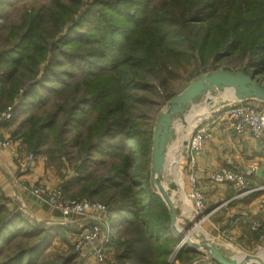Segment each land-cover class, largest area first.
Masks as SVG:
<instances>
[{
    "label": "trees",
    "instance_id": "obj_1",
    "mask_svg": "<svg viewBox=\"0 0 264 264\" xmlns=\"http://www.w3.org/2000/svg\"><path fill=\"white\" fill-rule=\"evenodd\" d=\"M14 1L0 0L7 4ZM10 29L9 38L17 35V40L0 52V110L13 104L15 116L25 104L33 109L13 136L23 138L36 155L45 153L48 165L60 167L66 148L61 130L50 144L46 131H54L56 122H44L45 118L36 114L41 102L45 103V91L57 99L78 82H85L84 97L79 101L73 96L76 105H61L58 112L71 114L81 109L85 116L92 113L99 121L98 130L103 131L97 143L81 149L87 155L77 162L76 176L64 183L65 194L70 199L87 196L110 208L121 236L116 246L118 260L168 264L177 240L169 208L152 187L154 130L145 113L142 117L146 122L136 120L140 116L132 106L139 98L134 91L146 88L155 78L165 91L163 99L168 101L174 75L178 77L180 69L186 70L196 60L207 70L236 56L247 61L244 73L263 75L264 0H50V6L32 9ZM48 39L54 40L52 49H48ZM85 43L91 49L84 53L71 54L65 49L68 45L82 49L77 45ZM49 51L51 55L57 51L62 59L71 61L80 70V77L70 70H56L62 62L56 56L49 59ZM136 68L146 70L144 80L134 73ZM27 75L34 77L33 83L24 89ZM70 78L77 82L68 83ZM101 80L109 82L105 86ZM105 101H110L107 115L101 109ZM111 115L117 116L111 120ZM78 122H85L83 116H78ZM93 154L109 159L95 161ZM97 166L104 170L99 172ZM9 202L5 196L0 199V252L18 236L27 241L0 264H42V252L51 243L52 233L63 227L30 225L20 213L9 211ZM75 258L69 255L60 264H70Z\"/></svg>",
    "mask_w": 264,
    "mask_h": 264
},
{
    "label": "rangeland",
    "instance_id": "obj_2",
    "mask_svg": "<svg viewBox=\"0 0 264 264\" xmlns=\"http://www.w3.org/2000/svg\"><path fill=\"white\" fill-rule=\"evenodd\" d=\"M89 1L90 0H83L84 3H87ZM41 6H50V0H17V1H14L12 4H7L6 2L4 3L0 2V52L2 50H5L13 46V44L17 40V37H16L17 35L15 36L14 39L9 38V34L11 32L10 26L19 25L22 22L24 15L28 14V12L31 11L32 9L40 8ZM69 25H67V27ZM45 36H46V32H45ZM59 37L60 35L58 36V38ZM73 40H75V37ZM53 41L54 40L48 39V43H49L48 49H52L51 45L53 44ZM77 46L82 47V49L77 50V48H75L74 46H70V45L66 46L65 49L69 50L70 53L72 51H75V52L78 51V52L84 53L91 49V46L87 45L86 43L78 44ZM56 49L58 48L56 47ZM56 49H54L53 52ZM52 56L53 57L56 56L57 60L59 62H62L61 65H58L57 67H55L56 70L66 72V73L68 72L67 70H70V72L76 73L80 77L81 75L80 70L76 66L72 65L71 61H69L68 59H62L61 56L59 55V52L57 51L52 55L50 54V51H49L47 57L50 59ZM246 63L247 61H244L243 59L235 56V57H231L229 59L221 60L217 62L216 67L218 68L209 67L206 70L201 65V63L196 60L186 70L180 69L178 71V77H176V74L174 75V79L172 80L171 84L168 87V91L171 93V96H172L170 100L165 101L163 99V93H165V91L162 88V85H160L159 81L153 78L152 80L148 82V85L146 88L142 90L139 89V90L134 91L137 93L139 101L136 102L133 106L130 104L129 101H128V104L129 106L134 107L135 109L132 108V111L138 116H140L136 118V120L139 121L140 124H143V122H146L142 117V114L145 113L147 122L153 126V130H154L155 124L158 121L160 115L168 111L170 101L174 97H176L178 94H180L190 84V82L193 81L195 78L209 74L216 70H220L222 68H226V67L231 68L234 72H243V70L246 67ZM39 68L41 71L42 68L41 67ZM23 71L25 73L27 72L26 70H23ZM134 73H136L141 80H144V78L147 76L146 70H144L143 72L139 70L138 68L135 69ZM193 75H195V77L191 79ZM33 78L34 77L30 75H27L24 78V89L27 88V86L30 85L31 82L33 83ZM255 79L256 81L260 82L261 85L264 86V74L261 76H255ZM67 82L70 84H75L77 80L70 78V79H67ZM108 82H109L108 80L106 81V83L105 81L101 80V83L105 86L108 84ZM114 83L115 81H113V84ZM54 86L58 87L59 85L55 84ZM148 87H151L152 89H148ZM84 88H85V82L80 81L73 87L72 90H70L69 88L61 98H57V99H55L52 93L45 91L44 92L45 103L41 102L39 110L37 111V114H36V115H39L40 117L41 116L44 117L45 118L44 122H47L49 120L50 121L54 120L56 122L54 131H46L47 140L50 144H52V140L54 136L58 135V133L61 130L62 141H63V144L66 145V148L64 149V152H63L64 158L62 161L63 162L62 165L60 167L55 165L54 169H55V175L57 179L58 180L60 179L59 185H62V186L64 185L66 181L70 179L71 176H76L75 168L77 166V162H79L81 156L85 157L87 155V154H83L81 152V149L85 147L86 144L97 143L103 131V130L102 131L98 130L99 121L94 119L95 116H93L92 113H89L85 116L84 114H82L81 109H79L78 111H74L71 114L69 111H65L63 113L58 112L61 105L65 106L66 108L67 107L71 108L75 106L76 105L75 102L77 100L80 101V99L84 97L83 95L86 93ZM76 91L78 92L75 93ZM73 96H76L78 99L76 101H73L72 100ZM235 96H236V93L230 90L228 91L215 90L212 93H208L196 99L192 107L186 109L183 115L175 116V119H174L175 131L174 132L178 140H177V143L174 142L175 140L173 141L174 138L171 139L170 141L169 149H168L170 153H168L167 166L161 178L162 185L164 188H166L168 195L170 196L172 200L178 202L179 199H181V191L182 192L184 191L185 197L184 198L182 197L183 201H185L186 199L189 205L191 204V208H193V200L189 196H187L189 192L188 193L186 192L187 190L184 187L183 183L181 185L177 181L179 179L175 173V170L178 166L177 162H175L173 166L171 164V162L174 161L173 152L175 151L174 150L172 152V150L174 149L172 147H176V148L180 147L181 141L187 140L191 136L192 131L197 127V125L203 124L204 126H207L206 122L212 120L215 117H218L221 113H226V111L231 106L237 105L238 101L236 100ZM113 98H114V94L110 96V100L112 101ZM17 99L19 100V96L17 97ZM14 102L16 101L14 100L13 103ZM109 102L105 101V103H103L101 106L102 112H105V115H107L106 110H107V105ZM247 103H249V105H252V106L256 105L264 111V103H261L258 100H254V101L249 100L247 101ZM4 105H5V102H4ZM12 105L13 104H10L6 106L4 110H0V118L2 117L3 114L6 115L5 118H3L0 122L1 127L3 128V131H2L3 134L4 135L7 134V133L5 134L4 132H5V127L6 126L8 127V125H6L8 121L13 120L11 125L15 126L13 127V129H11L10 134H7L4 137L11 139L13 143L15 141H19L20 142L19 146L27 149L28 154H32V156L36 158L37 155L29 149V147L26 145L25 140L23 138L19 136H16V137L13 136V133L19 130L20 123L26 118L28 114H31L33 109L30 107L29 104H25V106H23L20 110H18L16 112V115L13 116L12 115L13 114ZM206 110H209L208 113L206 112ZM55 112H58L59 114L56 115ZM203 112H205L204 116L201 117L199 122L192 128L191 131H189L188 121L190 120L191 116H193L194 114H200ZM9 115L10 117L8 118ZM78 116H83V119L85 120V122H78ZM116 116L117 115L115 116L111 115L110 119L113 120L114 118H116ZM67 120H69L70 122L69 125L66 124ZM141 127H143L141 128L142 130L145 129L143 125H141ZM153 137H154V134H153ZM41 156L45 158L47 162L49 161L47 160L45 153L42 154ZM92 156L95 161H97L98 159H103V160L109 159L108 156L102 157L100 154H93ZM95 166L96 165L94 164V167ZM151 166H152V158H151V165H150V173H151ZM179 167H180L181 174H182V182L186 183V179H187L189 180L188 181L189 186H191L190 178L188 177L185 179L186 175L184 171L182 170L181 165ZM96 168H98V166ZM103 170L104 169L102 166L98 168L99 172H102ZM173 185L177 187V190L172 189L171 186ZM152 187L156 192L159 193V190L156 187H154L153 184H152ZM76 188L77 186H75L73 189L75 190ZM2 197L3 196L0 195V199ZM85 198L91 199L87 196L75 197L73 199L79 200V199H85ZM96 202H100V201L98 200ZM100 203L104 204L103 202H100ZM7 207L11 213H20L22 215V219L30 225L37 223V224H41L49 228H53L57 226L63 227L62 230L55 231L54 233H52L51 243L42 252V259L45 261L42 264H50V263L60 264L62 262V259H64L65 257L69 255L76 256V258L70 264H94V261L89 260L90 258L89 256L87 255L84 256L82 253H78L75 250V246H74L75 241L77 239V235L80 234V230H85L86 228H88L87 223L84 224L82 222H79L77 224L70 225L69 223L71 222V219L69 221H65L63 219V221L66 223L65 224L66 226L64 224L62 226L57 223L38 222L33 219V217L31 216V213L26 208H24V206L20 205L18 201L14 202L13 200L10 199V202L8 203ZM19 225L26 226L24 223H21V224L19 223ZM115 228H117L116 222L115 220H113V231L111 230L110 232H108L107 236L109 239L108 247L112 246L113 249L111 248L110 250H114L115 252L114 251L107 252L108 253L107 264H131L130 262H126L124 260L120 261L117 258L116 246L118 245V242L121 240L120 239L121 236L119 237L120 233L118 232V229H116L115 231ZM199 228L200 227H197V229ZM105 236H106V231H105ZM114 237L119 240V241L117 240L118 241L117 243L112 242L115 239ZM26 241H27L26 238H21L20 236H18L17 239L12 241L9 245H6L4 249L2 250V252H0V262L5 260L6 256L12 254V251L18 248L20 244H25ZM176 244H177V241L174 244V246H172L171 253L175 250ZM233 247L237 249V246H235V244ZM256 247L257 248H255L254 250H252L253 252H251L253 253L252 254L253 256H259L258 254L260 253V251L261 250L263 251V248L260 243H257ZM180 253L181 252L177 253V258H179ZM245 254L249 255L250 253L248 254V252H246ZM168 259H169V256H168Z\"/></svg>",
    "mask_w": 264,
    "mask_h": 264
},
{
    "label": "crops",
    "instance_id": "obj_3",
    "mask_svg": "<svg viewBox=\"0 0 264 264\" xmlns=\"http://www.w3.org/2000/svg\"><path fill=\"white\" fill-rule=\"evenodd\" d=\"M206 125L213 135L205 143L203 153L197 160L195 175L198 180V186L205 197L208 210L212 214L201 223V229L195 228L196 230L191 234L192 239L197 241L196 237H198V241L195 242L197 244L200 243L201 238L206 239L210 243L213 242L212 244H215L223 255L230 259H236L239 262L247 260L248 264H264V239H261L259 234L252 230L255 222L264 224V189L238 197L230 184L216 183L211 180V176L222 168H229L240 173H244L250 168H255L256 171L251 179V184L255 188H264V135L261 140H256L249 131L242 135L236 134L231 128V123L226 113H221L218 117L206 122ZM13 127L15 126L5 127L4 133L10 134ZM2 131L3 128L1 129V134L6 136L7 134L4 135ZM189 139L190 137L181 141V146L178 148L172 147L174 148L172 152L176 151L173 152L174 161L171 164L173 166L175 162H179L178 165H181L186 175L185 179L189 177L187 168V143ZM177 140L178 138L175 135L173 141L177 143ZM169 144L167 147L166 166L168 153H170L168 150ZM19 145L20 142L15 141L10 148L0 151V195L14 202L18 201L20 205L31 213L33 219L38 222L65 225L66 223L58 210L35 199L18 186L20 183L29 185L45 184L50 187L60 184V179L58 180L55 175L54 166L48 165L46 159L41 155H37L33 164L28 166V151ZM188 181L186 179V183L183 182V185L187 190L186 192L190 194L192 189ZM189 194L187 196H190ZM172 202L176 207L177 213L176 229L181 232L191 225L193 208H191V204L189 205L188 201H183L182 197L178 202L174 200ZM88 219L82 215H73L69 224L72 225L79 222L86 224L85 220ZM111 226H113V219L111 220ZM86 229L80 230L77 239L87 231ZM224 231L227 234H224ZM177 239L178 237L176 236ZM117 240L115 238L112 242L117 243L119 241ZM257 243L261 244L263 251H260L259 256H253L251 252L257 248ZM234 244L237 249L233 247ZM111 248L112 246L107 247L105 250V264H107L108 259L107 252L114 251L110 250ZM181 252H183L181 258H178L174 264H216L212 260L210 253L204 248L194 249L188 245ZM246 252L250 254L247 255L245 254ZM89 260L95 263L94 256H90ZM130 263L137 264L133 261Z\"/></svg>",
    "mask_w": 264,
    "mask_h": 264
},
{
    "label": "built area",
    "instance_id": "obj_4",
    "mask_svg": "<svg viewBox=\"0 0 264 264\" xmlns=\"http://www.w3.org/2000/svg\"><path fill=\"white\" fill-rule=\"evenodd\" d=\"M247 101L249 100L238 101L237 105L231 106L226 111V115L231 123V128L236 134L242 135L249 131L256 140H261L264 135V111L256 105H249ZM5 116V114L2 115L0 122ZM1 129L0 124V151L10 148L13 143L11 139L2 136ZM212 135L207 126L200 124L192 131L187 143V168L192 189L189 197L193 200V226L191 229L186 230V238L177 240L175 250L169 255V264H174L178 260L177 253L188 246V240L194 243L198 241V237H196L197 241L192 239V232L196 230L195 228L200 227L201 223L212 214L208 210L205 197L198 186L195 175L197 160L203 153L205 143L212 138ZM34 160L35 157L32 154L27 155L28 166H31ZM255 171V168H250L244 173H240L229 168H222L211 176V180L216 183L230 184L237 196L241 197L264 189L252 186L251 179L255 175ZM18 186L35 199L58 210L65 221H69L72 215H82L89 218L85 220L88 224L87 231L75 241V250L84 256H94V264L106 263L105 250L109 246L107 234L111 230L113 231L111 211L108 206L88 198L70 199L66 196L62 185L50 187L45 184L29 185L20 183ZM252 230L258 233L261 239H264V224L255 222ZM224 234H227V232L224 231Z\"/></svg>",
    "mask_w": 264,
    "mask_h": 264
},
{
    "label": "water",
    "instance_id": "obj_5",
    "mask_svg": "<svg viewBox=\"0 0 264 264\" xmlns=\"http://www.w3.org/2000/svg\"><path fill=\"white\" fill-rule=\"evenodd\" d=\"M256 74L248 75L244 72H234L231 68L226 67L213 71L209 74L195 78L190 84L176 97H174L168 107V111L160 115L154 128L153 146H152V166H151V182L154 187L159 190V194L167 204L171 215V228L177 240L186 238V230L179 232L176 229L177 213L176 207L172 199L168 195L166 188L162 185V174L166 168L167 147L171 139L175 138L174 119L177 115H183L186 109L192 107L196 99L212 93L215 90L233 91L236 93V100L255 99L264 103V86L255 79ZM173 190H177L176 186H171ZM209 243V244H208ZM188 245L194 249L204 248L210 253L212 260L217 264H248V261H237L223 255V253L212 243L201 238L199 244L188 240Z\"/></svg>",
    "mask_w": 264,
    "mask_h": 264
},
{
    "label": "bare ground",
    "instance_id": "obj_6",
    "mask_svg": "<svg viewBox=\"0 0 264 264\" xmlns=\"http://www.w3.org/2000/svg\"><path fill=\"white\" fill-rule=\"evenodd\" d=\"M210 110V109H209ZM209 110H206V112L208 113V111ZM213 110V109H212ZM211 111V110H210ZM204 114H205V112H203V113H200V114H194L193 116H191V118H190V120L188 121V125H189V131H191L192 130V128L199 122V120H200V118L201 117H203L204 116ZM190 133V132H189ZM188 137V136H187ZM176 151V150H175ZM179 155V154H178ZM178 161H177V165H178ZM175 173H176V175L178 176V182L182 185V174H181V170H180V167H179V165L177 166V168H176V170H175ZM181 197H185V193H184V191L182 192L181 191ZM185 201H186V199H185Z\"/></svg>",
    "mask_w": 264,
    "mask_h": 264
}]
</instances>
